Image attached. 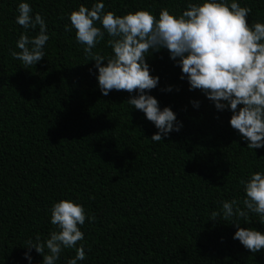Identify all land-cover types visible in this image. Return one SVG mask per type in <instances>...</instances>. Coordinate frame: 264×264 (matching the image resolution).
I'll list each match as a JSON object with an SVG mask.
<instances>
[{"label": "trees", "instance_id": "16d2710c", "mask_svg": "<svg viewBox=\"0 0 264 264\" xmlns=\"http://www.w3.org/2000/svg\"><path fill=\"white\" fill-rule=\"evenodd\" d=\"M21 2L42 15L49 35L44 58L28 68L10 55L20 51L16 42L25 32L16 23ZM101 2L118 16L144 9L158 18L162 8L179 16L203 0H0V264H42L26 246L55 230L50 210L60 200L85 209L77 246L86 255L77 264H264V249L253 254L233 239L232 220L222 213L210 220L222 201L246 198L240 181L264 173V147L247 148L230 126L232 112L189 90L167 49L146 57L159 77L147 94L182 127L152 141L155 125L127 102L137 93L102 95L95 61L76 40L70 13ZM235 2L251 9L250 26L264 23V0ZM108 39L105 33L93 51L111 56ZM240 227L264 234L254 213ZM74 256L75 249H65L56 264Z\"/></svg>", "mask_w": 264, "mask_h": 264}, {"label": "clouds", "instance_id": "9594fccd", "mask_svg": "<svg viewBox=\"0 0 264 264\" xmlns=\"http://www.w3.org/2000/svg\"><path fill=\"white\" fill-rule=\"evenodd\" d=\"M104 9L101 2L91 9L80 5L70 13L76 40L85 46L86 58L95 61L102 95L107 96L112 90L137 93L127 102L155 125L158 131L151 136L152 141H162L182 127L169 107L161 110L158 101L147 94L157 87L159 77L150 74L146 57L151 52L167 49L169 58L181 69L180 79L187 77L189 90H201L219 111L229 109L230 126L248 141L247 148L264 147V23L249 25L250 8L241 7L235 0L230 4L228 0H203L200 4L189 3L179 16L162 8L158 18L144 9L123 16ZM17 11L16 23L25 32L16 42L20 51L13 50L10 55L28 68L44 58L48 29L40 13L32 15L28 3H19ZM37 27L35 36L27 35L29 29ZM72 28L65 25L66 31ZM105 33L110 37L107 46L113 52L107 58L93 51ZM171 90V86L163 89ZM192 103L198 107V101ZM238 105H241L239 109ZM240 183L246 198L222 201V209L213 211L210 220L218 221L221 213L223 220H232L231 224L236 227L233 239L255 254L264 249V234L240 225L241 220L248 222L249 213L257 214L264 223V173L255 172ZM50 211L55 230L44 241L39 235L35 243L29 240L26 247L42 255V264H56L65 249H75V256L67 264L84 260V245L77 246L84 239L79 228L86 219L84 207L71 200H60Z\"/></svg>", "mask_w": 264, "mask_h": 264}]
</instances>
